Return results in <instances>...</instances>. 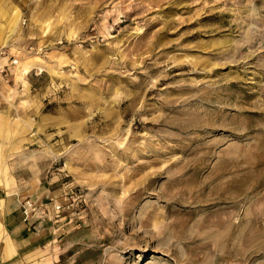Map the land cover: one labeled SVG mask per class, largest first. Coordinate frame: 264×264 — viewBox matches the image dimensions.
I'll return each instance as SVG.
<instances>
[{"label": "rangeland", "instance_id": "1", "mask_svg": "<svg viewBox=\"0 0 264 264\" xmlns=\"http://www.w3.org/2000/svg\"><path fill=\"white\" fill-rule=\"evenodd\" d=\"M5 193L56 264H264V0H0Z\"/></svg>", "mask_w": 264, "mask_h": 264}, {"label": "crops", "instance_id": "2", "mask_svg": "<svg viewBox=\"0 0 264 264\" xmlns=\"http://www.w3.org/2000/svg\"><path fill=\"white\" fill-rule=\"evenodd\" d=\"M0 195V220L3 236L0 243V264H56L59 256L49 254L52 242L50 229L34 225L22 212V201Z\"/></svg>", "mask_w": 264, "mask_h": 264}, {"label": "built area", "instance_id": "3", "mask_svg": "<svg viewBox=\"0 0 264 264\" xmlns=\"http://www.w3.org/2000/svg\"><path fill=\"white\" fill-rule=\"evenodd\" d=\"M22 212L26 220H30L35 216L38 218H44L47 215L46 207L38 205L32 200L25 201L22 204Z\"/></svg>", "mask_w": 264, "mask_h": 264}, {"label": "bare ground", "instance_id": "4", "mask_svg": "<svg viewBox=\"0 0 264 264\" xmlns=\"http://www.w3.org/2000/svg\"><path fill=\"white\" fill-rule=\"evenodd\" d=\"M19 17H20V11L19 10H16L14 12L13 19H11L12 26H14L13 27L14 29H12L11 32H14L15 31V27L18 25ZM30 68H31V64H29V63L28 64H23V66H22V75H25L26 73H28Z\"/></svg>", "mask_w": 264, "mask_h": 264}]
</instances>
